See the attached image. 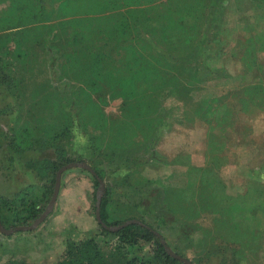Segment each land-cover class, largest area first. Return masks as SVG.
Here are the masks:
<instances>
[{"label":"trees","instance_id":"obj_1","mask_svg":"<svg viewBox=\"0 0 264 264\" xmlns=\"http://www.w3.org/2000/svg\"><path fill=\"white\" fill-rule=\"evenodd\" d=\"M225 1H13V10L7 15L15 16V9L21 5L37 20L51 18L53 25L49 40L32 42L43 49L46 46L50 77L47 84H41L42 97L35 102V109L40 111L28 116L39 121L34 126L25 124L17 129L18 121L11 118L18 109V97H24L23 91L29 90L28 84L22 88L25 80L20 78L19 66L26 71L29 64H34L36 47L26 50L19 41L15 51H0V106L4 105L0 109V170L12 174L22 165L42 183L38 190L35 185L28 186L20 199L0 201V210L12 211L6 220L0 211L5 227L31 225L44 212L53 196L58 171L78 162L71 147L72 128L79 123L84 135L89 137L92 159L96 162L92 168L100 179L106 170L99 167L101 158L114 165L111 173L124 176L114 179V186L124 185L133 175L140 176L142 189L127 186L121 196L125 197L123 205L128 211L133 208L139 213L141 224L134 223L119 231L99 225L101 234L116 240L115 244L103 250L93 236L69 242L57 264H184L171 256L167 245L161 242L160 233L164 229L186 245L196 244L206 251L209 264L215 260L224 263L230 258L232 264H244L250 260L248 255L259 253L264 226L257 222V213L264 216V183L251 177L243 193L229 194L220 177L227 157L221 145L226 140L217 143V150L214 133L218 127L224 133L235 129L239 112L259 106L264 98V81L244 90V97L237 101L240 106L237 110L223 101L220 104L217 98L186 101L191 99L194 85L225 71L201 64L203 52L214 47L220 49L221 45L223 48L225 43L223 37L221 42H215L216 34L212 35L214 20L219 18L220 25H215L220 29L219 39ZM259 42L264 45V40ZM245 48L248 60L255 54L254 44L250 42ZM177 95L184 98L180 100L185 104V118L192 113V120L204 118L209 124L211 135L207 136L205 168L183 163L178 157L170 159L155 149L160 142L159 129L167 125L170 117L163 102ZM118 99L123 100L120 115H107L103 109L107 100ZM88 128L94 132H88ZM224 137L227 139L225 134ZM143 140L146 151L139 154ZM177 164L187 167L186 188L158 186L156 182L160 185L162 180L154 183L140 175L148 169L168 171ZM91 177L99 187L98 178L93 174ZM171 177L174 173H169L167 179L170 181ZM105 189L101 205L103 223L108 228L119 227L126 221L112 222V215L126 211L113 207L116 204L112 202L113 187L106 185ZM146 199H150L147 201L150 204ZM93 200L96 202V192ZM200 210L217 216L211 230L191 225L190 220ZM198 229L200 235L195 237ZM146 246H151L148 253Z\"/></svg>","mask_w":264,"mask_h":264},{"label":"rangeland","instance_id":"obj_2","mask_svg":"<svg viewBox=\"0 0 264 264\" xmlns=\"http://www.w3.org/2000/svg\"><path fill=\"white\" fill-rule=\"evenodd\" d=\"M13 1L0 0V51L3 53H8L9 50L15 51L19 41L24 44L23 47L26 50L32 51L31 49L36 47L32 61L34 64L32 66L29 64L30 66L28 65L29 68L26 71L22 65L19 66L20 78L25 80L22 88L26 87L27 84L29 86V90L23 91L24 97H18V109L15 115H12L13 118H11L15 122L18 121L17 129H20L25 124L34 126V124L39 122L37 119L28 116L40 111V109H35V102L39 96L42 97L40 93L42 92L41 84H47L48 79H50L47 69L49 59L46 54V46L43 49L32 42L36 39L49 40L51 38L53 20L51 18L47 20V17L37 20L30 14L28 9L21 5L15 9V16H9L7 12L13 10ZM223 5L225 9L222 13L224 23L221 34L218 39V30L220 29L215 25L219 26L220 21H217L219 18H216L217 20H214L212 28V35L216 34L214 36L215 42H221V37H223L225 43H223V48L221 45L220 49L214 47V49H210L206 53L203 52L201 64L211 69L221 67L225 71H223L222 75L216 73L214 74L215 78H209L200 84L194 85L190 92L191 99L186 98V101L189 103L190 100L193 103V101L199 102L204 98H217L220 104H223V101L237 110L240 108L237 101L239 98L244 97V90L252 84H258L260 80L264 81V45L259 42V40H264V2L227 0ZM7 16H9L8 19L2 20V18ZM21 24L26 25L20 26ZM250 42L254 44L255 54L250 55L249 59L246 60L247 53L245 52L247 51L245 45H249ZM37 86L40 88L37 89ZM95 98L98 99L97 97ZM180 99L184 98H180L177 95V97H169L164 100L163 107L170 117L167 119V125L159 129L160 142L157 143L155 149L161 155L170 159L178 157L183 163H190V165L197 168H205L208 166L206 153L209 141L207 136L211 135L209 133V124L204 118L192 120V113L188 119L185 118V104ZM122 104V99L107 100V104L103 109L109 116H119ZM3 107L4 105H1L0 109H3ZM189 111L191 112V110ZM222 113L223 111H220V114ZM4 117L6 116L4 115ZM182 120L184 121L183 124L180 123ZM236 124L233 125L236 127L235 129L232 128L224 133L221 127H218L216 128V133H214L217 150L220 141L226 140L225 144L221 145L222 148L225 147L224 152L227 157L224 159L226 164L220 169V177L231 195L243 193L251 177L264 183V98L260 100L259 106H254L243 113L239 112ZM1 125L5 131L8 129L5 128L4 124L1 123ZM72 130L74 137L73 146L71 147L72 153H74V158L78 159V162L73 163L87 164L92 168L94 164L96 165V162L92 159L89 137L84 135L79 123ZM87 131L94 132L91 128H88ZM224 134L227 139H225ZM16 137H18L17 134ZM142 138L145 139V137ZM218 140L219 142H217ZM141 147H143V150L139 154H143L146 151L144 140ZM100 160L98 161L99 167L106 169L101 180L105 187L110 185L114 189L111 196L112 202L115 201L116 204L113 203V207L126 211L124 213L119 210L118 213L113 214L112 222H127L130 220L141 222L140 215L135 209L131 208L128 211L124 207L123 202L126 200L125 197L121 196L126 192L127 186H131L136 190L142 189L140 176L133 175L129 180H126L124 182L126 187L122 184L114 186V179L124 176L121 173H111L114 165L107 162L104 158ZM186 168L177 164L168 171L162 168L158 170L148 169L143 170L140 175L154 183L155 180H162L164 185H159L156 182L158 186L186 188L188 186L185 175ZM255 171H258V174ZM169 173H174V177H171L170 181L167 179ZM31 185H35L38 190V186H42V183L30 171H26L22 165H19L12 174H6L0 170V201L5 199L11 202L17 198L20 199V195H24L21 193ZM98 190L99 187L95 186L91 173L89 174L87 170L74 168L66 171L54 210L42 224L31 231L14 232L10 236L3 235L0 232V264H57L61 260L69 242L80 241L89 236L97 237L103 250L115 244L116 240L101 234V228L96 219ZM105 190L103 197L106 196ZM95 192L96 202L93 200ZM145 201L147 203L150 199ZM50 202L51 200L47 203L44 212ZM0 211H3V209ZM11 213L12 211H3L4 220L10 218L9 215ZM216 217L209 212L200 210L197 216L190 220V223L194 228L201 227V229L211 230ZM149 218L150 216L147 217V220L150 222L151 219ZM0 221L2 223L1 217ZM257 222H261L264 226V216L262 214L258 215L257 213ZM31 225L13 226L12 228H7V226L3 225V227L7 230H14ZM255 225L259 229L258 224L256 223ZM261 230L263 231L264 227ZM162 232L163 235L160 233L162 240L177 256L192 264H209L205 255L206 251L202 248L200 250L196 244L194 247L193 245H186L187 243L179 241L171 233L166 232L165 229ZM199 232L200 229L194 232L195 237L197 234L200 235ZM108 241L110 242L109 245H107ZM262 241L263 245H261L259 253L253 256L248 255L250 260L244 264H264L263 233ZM150 248L151 246H146L145 251L148 253V251H151ZM232 262L233 260L230 258L229 261L224 263L215 260L210 264H232Z\"/></svg>","mask_w":264,"mask_h":264},{"label":"water","instance_id":"obj_3","mask_svg":"<svg viewBox=\"0 0 264 264\" xmlns=\"http://www.w3.org/2000/svg\"><path fill=\"white\" fill-rule=\"evenodd\" d=\"M74 168H81V169H85L87 170L89 173L93 174L95 177L98 178L99 180V183H100V186H99V190L97 192V202H96V219H97V222L99 225H102L104 228L110 230V231H119L120 229H123L129 225H132L134 223H140V221L138 220H130V221H127L125 222L123 225H120L119 227H111V228H108L104 223H103V220H102V217H101V205H102V200H103V194H104V190H105V185L103 183V181L99 178V176L94 172V170L88 166L87 164H82V163H70L64 167H62L58 173H57V176H56V185H55V190H54V193H53V196H52V199H51V202L47 208V210L43 213V215L37 219L31 226L29 227H22V228H16L14 230H7L3 227V224L1 223L0 221V232L3 234V235H6V236H10L12 235L14 232H19V231H31L35 228H37L40 224H42L47 217L50 216V214L53 212L54 210V207L56 205V202H57V199L59 197V194H60V190H61V183H62V176L63 174L68 171V170H71V169H74ZM162 243L164 245L165 242L162 240ZM166 250L167 252L172 255L173 257L181 260L182 262H184L185 264H192L191 262L187 261V260H184L183 258L177 256L175 253H173L168 247H166Z\"/></svg>","mask_w":264,"mask_h":264},{"label":"crops","instance_id":"obj_4","mask_svg":"<svg viewBox=\"0 0 264 264\" xmlns=\"http://www.w3.org/2000/svg\"><path fill=\"white\" fill-rule=\"evenodd\" d=\"M63 176H64V174H63ZM63 176H62V179H63ZM58 200V199H57Z\"/></svg>","mask_w":264,"mask_h":264}]
</instances>
